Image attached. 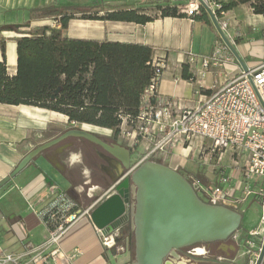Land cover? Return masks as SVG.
I'll list each match as a JSON object with an SVG mask.
<instances>
[{"label":"crops","instance_id":"1","mask_svg":"<svg viewBox=\"0 0 264 264\" xmlns=\"http://www.w3.org/2000/svg\"><path fill=\"white\" fill-rule=\"evenodd\" d=\"M207 2L210 5L217 3L215 0ZM170 3L174 4H157L153 15L146 12L147 6L123 8L140 10L139 14L151 18L145 23L82 20L80 16H75L68 22L63 35L71 39L107 40L151 47L152 58H162L165 68L156 94L149 98L150 105L156 108L170 102L182 109H194L243 69L228 49L224 56L227 60H222L221 65L210 64L203 68L202 60L208 58L221 41L208 14L207 18L202 19H191L185 14L181 17H161L158 7H175L180 13L175 2L171 0ZM50 6L51 0H0V44L3 42L5 47L4 55L0 47V62L5 61L9 77L16 74V38L21 36V32L49 26L44 14ZM224 13L228 24L225 34L243 66L249 71L263 65L264 14L255 13L249 3L240 4ZM7 27H14L17 31L8 30ZM49 114L63 116L26 105L0 104V182L11 174L29 151L51 140L34 144L35 133L43 134L47 129ZM202 145L208 147L209 143L204 141ZM196 148H167L160 162L183 175H195L204 184L216 182L218 169L231 176V185L243 179L236 174L228 156L218 165L214 162L213 166L199 164ZM61 150L56 146L49 148L0 188V256L12 254L20 258V264H32L30 259L36 253L30 256L24 254L29 249L27 246L36 248L49 238L51 230L38 213L52 196L67 193L77 203L79 210L91 212L111 193V185L105 192L99 185L88 188L89 170L80 165L74 170V164H79L80 159L62 160ZM66 166L72 169L68 176L64 174ZM45 177L51 184L44 182ZM237 195L241 196L239 193ZM239 208L243 211L242 206ZM55 248L61 254L59 258L63 257L67 264H130L132 261L127 250L104 248L99 233L89 218L84 216L69 228L57 246H50L44 252L49 253ZM239 257V254L234 257V263L238 262ZM48 264L61 262L49 261Z\"/></svg>","mask_w":264,"mask_h":264},{"label":"built area","instance_id":"2","mask_svg":"<svg viewBox=\"0 0 264 264\" xmlns=\"http://www.w3.org/2000/svg\"><path fill=\"white\" fill-rule=\"evenodd\" d=\"M203 1L215 16L220 30L225 33L228 24L224 19V11H221V5H210L207 0ZM200 6L196 0H190V4L179 11L192 18L199 14ZM226 52V46L220 41L211 55L202 60L203 68L210 64L221 65L222 60H227L224 57ZM150 65L154 69V76L142 96L137 116L121 117L119 134L131 136L133 140L137 137L147 144L145 154L139 163L130 166L129 172L145 160L159 162L167 148L178 146L193 149L198 143L197 161L206 166L218 165L228 156L236 174L243 178L236 180L232 185L231 176L226 175L223 169H218L216 182L210 184H204L192 174L183 176L196 194L208 204L220 203L240 209L248 197L261 199L260 223L263 229L261 234L250 233L251 237L259 235L260 238L256 250L246 252L244 263L256 264L264 234V189L256 186L260 180L264 184V64L253 70L240 72L194 109H182L170 102L156 108L150 105L149 98L156 94L165 63L162 58L155 57ZM204 141L209 143L208 147L202 145ZM251 181L254 187H251ZM238 193L241 196H238ZM38 214L51 230L49 238L36 248L27 246L29 249L24 255L36 253L30 259L32 264H48L49 261L67 264L63 257L59 258L61 254L57 248L49 253L44 251L50 246H57L69 228L81 217L89 218V210L82 212L67 193H59L52 196ZM97 233L104 248H119L115 241L119 232L110 236H105L98 230ZM245 242L247 243V240ZM19 259L12 254H3L0 256V264H20ZM260 264H264V254Z\"/></svg>","mask_w":264,"mask_h":264},{"label":"trees","instance_id":"3","mask_svg":"<svg viewBox=\"0 0 264 264\" xmlns=\"http://www.w3.org/2000/svg\"><path fill=\"white\" fill-rule=\"evenodd\" d=\"M221 11L249 3L257 14H264V0H215ZM161 17H181L175 7H158ZM136 10L107 11L104 15L79 12L66 7L63 13L47 10L55 26L37 27L16 38V74L9 77L5 61L0 62V104L26 105L51 111L69 123L111 130L119 135L121 117L135 118L142 96L149 87L154 69L149 46L71 39L63 35L68 22L79 19L145 23L150 17ZM207 18L200 6L191 19ZM28 27V25L26 26ZM17 31L14 27H7ZM218 40L219 37H217ZM4 55V43L0 44ZM153 99V98H151ZM130 232L129 227L126 228ZM116 244L120 238L115 239Z\"/></svg>","mask_w":264,"mask_h":264},{"label":"water","instance_id":"4","mask_svg":"<svg viewBox=\"0 0 264 264\" xmlns=\"http://www.w3.org/2000/svg\"><path fill=\"white\" fill-rule=\"evenodd\" d=\"M207 12L210 21L228 51L243 66L235 49L223 33L215 16L203 0H196ZM71 127L59 136L29 151L11 174L0 182V188L15 178L43 152L66 138L84 140L100 147L117 168L111 180V193L89 214L94 228L105 236L129 225L134 256L130 264H170L176 250L197 244L226 242L243 227L240 209L216 203L208 204L193 190L183 174L162 162L145 160L130 171V151L117 142L108 144L92 132ZM44 182L51 184L45 177ZM264 217V211H263ZM115 248L112 249L114 251ZM264 254V234L256 264Z\"/></svg>","mask_w":264,"mask_h":264},{"label":"rangeland","instance_id":"5","mask_svg":"<svg viewBox=\"0 0 264 264\" xmlns=\"http://www.w3.org/2000/svg\"><path fill=\"white\" fill-rule=\"evenodd\" d=\"M171 0H51V6L48 10H56L60 13H63V9L66 7H73L76 8L79 12H90L91 14L98 13V15H104L108 10H111L113 8L115 9H123L127 7H134V6H147L146 12L150 15H153L156 11V5L162 4V3H170ZM175 4L180 8H184L188 4H190V0H173ZM208 1V0H207ZM52 5H58L56 7ZM45 15V14H44ZM75 16H80V14H76ZM46 23L49 26H55V22L50 16H45ZM78 18V17H77ZM50 123L47 125V129L43 132V134H37L35 133L34 136V144H39L47 139H52L56 135L62 133L65 129H67L69 126L73 127H79L80 124L77 123H69L67 118L65 116H59V115H53L49 114ZM84 127V126H83ZM84 129H87L88 131L95 132L98 134V136L103 137L105 139L116 141L118 144L124 147H128L132 150V156H131V165H136L139 163L141 158L146 152V149H144L145 146H147L146 142L135 137V140L132 139L131 136H122L121 134L115 136L113 132H108L105 130H100L98 128H94L92 126L90 127H84ZM126 131H130L126 129ZM139 141V142H137ZM76 156H71L72 159H74ZM69 158V159H71ZM160 162V161H159ZM79 168V164H74V170H77ZM258 181V180H257ZM75 182V181H74ZM251 187H254V183L250 182ZM257 187H260L264 189V184L261 182H257ZM260 201L261 199L258 197H248L246 202L242 205L243 209V227L241 230H239L236 233L235 238H240L238 242V254L241 256L238 259V262L236 264H244L246 261V252L252 251L254 252L256 250L257 243L259 242L260 236L251 237V232H257L258 234H261L262 232V225L260 223V217H261V210H260ZM128 226L125 225L120 231H119V238L120 243L117 245L119 247H122V249L127 250L130 254L131 260H133L134 256V247H133V237L131 238V245L129 246V240L126 228ZM249 239V242L252 244H248L245 241Z\"/></svg>","mask_w":264,"mask_h":264},{"label":"flooded vegetation","instance_id":"6","mask_svg":"<svg viewBox=\"0 0 264 264\" xmlns=\"http://www.w3.org/2000/svg\"><path fill=\"white\" fill-rule=\"evenodd\" d=\"M71 127L72 126H69L62 133L66 132ZM78 128H80V126ZM92 133L98 136L95 132ZM98 137L108 144L116 142L100 136ZM56 147L62 148L60 159L68 160L74 155L80 159V167H85L89 170L90 180L88 182V188L99 185L103 192L109 189L111 180L117 175V168L108 160V155L100 147L84 140L74 138H66L57 144ZM128 149L130 151L131 161L132 150L130 148ZM71 170V168L66 166L64 171L65 176L70 175L72 172ZM127 226L129 227V225ZM131 238L132 232L130 230L128 235L129 246L131 245ZM249 239L250 238L247 239V243ZM239 240L240 238H235L233 235L226 242L197 244L191 247H184L176 250L177 258L169 257L167 261L170 264H236L237 262L234 263V257L238 254Z\"/></svg>","mask_w":264,"mask_h":264}]
</instances>
